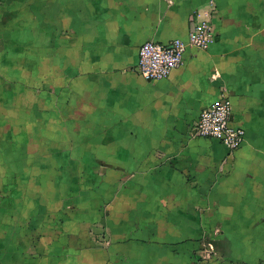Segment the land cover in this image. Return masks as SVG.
<instances>
[{"label": "crops", "instance_id": "1", "mask_svg": "<svg viewBox=\"0 0 264 264\" xmlns=\"http://www.w3.org/2000/svg\"><path fill=\"white\" fill-rule=\"evenodd\" d=\"M223 93L235 150L193 134ZM0 264H264V0H0Z\"/></svg>", "mask_w": 264, "mask_h": 264}, {"label": "built area", "instance_id": "2", "mask_svg": "<svg viewBox=\"0 0 264 264\" xmlns=\"http://www.w3.org/2000/svg\"><path fill=\"white\" fill-rule=\"evenodd\" d=\"M214 41L215 29L210 18L193 24L188 40L175 38L168 44L146 41L139 49V73L147 80L166 78L183 64L188 47L208 49ZM231 114V99L223 93L218 100L202 110L193 127V134L218 139L229 150L239 148L245 141L246 130L231 123ZM214 251L213 242H204L203 257H211Z\"/></svg>", "mask_w": 264, "mask_h": 264}]
</instances>
